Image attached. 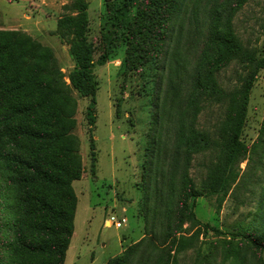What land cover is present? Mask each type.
<instances>
[{
    "label": "rangeland",
    "instance_id": "rangeland-1",
    "mask_svg": "<svg viewBox=\"0 0 264 264\" xmlns=\"http://www.w3.org/2000/svg\"><path fill=\"white\" fill-rule=\"evenodd\" d=\"M225 1L176 0V9L166 20L169 27L164 26L162 30L169 35L167 48L156 53L148 65L128 74L125 64L127 57L130 59L129 44L122 37L123 33L119 32L120 38L114 36L106 0H86L89 40L97 45L111 42L114 46L105 65L95 64L94 74L99 82L95 124L92 125L88 118L91 99L81 97L73 90L78 100L75 134L80 140L83 174L73 184L78 202L74 234L64 264H108L144 238H147L145 246L131 264H155L162 252L166 258L169 254L173 256L175 235L168 238V223L176 219L173 212L176 213L177 208L172 206L169 198H177L179 190L169 191L171 158L161 156V152L176 146L178 119L195 122L198 129L215 137L225 116L228 101L204 104V109L194 116L186 111L192 75L208 32L209 18ZM72 3L73 0H0V31L26 33L50 48L67 84H70L69 75L76 64L70 55L68 41L60 33L59 22L75 15L70 9ZM134 12L135 9L131 15ZM234 25L246 46L257 48L258 56L263 55L264 0H247L237 13ZM101 51L97 48L95 61ZM138 61L141 62L139 58ZM170 66H182L177 113L172 119L169 115L171 100L167 96ZM243 66L240 61H233L220 72L219 82L225 91L232 92L242 86L241 75L246 73ZM263 128L264 69L258 74L250 95L242 133L248 150L237 165L240 169L238 181L222 200L218 197L196 200L197 219L218 228L222 234H206L202 226L185 223L183 234L195 237L196 246L202 249V257L198 258L194 247L187 248L177 256L176 264H264V251L243 245L242 239L236 236L244 232L242 230L257 214L262 217L264 143L258 144L257 151L252 150L262 136ZM92 139L96 144V172ZM217 156V148L194 156L190 176L199 191L205 187L203 183L209 181ZM163 167L164 178L159 175ZM164 185L167 188L162 192L158 187ZM18 217L16 195L3 190L0 179V264H21L15 248L27 237ZM113 217L126 220V223L117 228L111 224ZM232 249H236L233 254Z\"/></svg>",
    "mask_w": 264,
    "mask_h": 264
},
{
    "label": "trees",
    "instance_id": "trees-1",
    "mask_svg": "<svg viewBox=\"0 0 264 264\" xmlns=\"http://www.w3.org/2000/svg\"><path fill=\"white\" fill-rule=\"evenodd\" d=\"M246 2L226 0L213 11L192 75L186 111L194 116L204 109V104L228 101L215 137L198 129L195 122H184L180 118L176 146L161 152V156L171 158L169 191L178 189L176 196H179L169 198L172 206L177 208L176 213L173 212L176 219L168 223V238L175 235L172 238L174 254L166 258L162 252L155 264H176L177 256L191 247L198 251V258L202 257V249L196 246L195 237L183 234L187 222L202 226L206 234H222L218 228L198 220L194 209L198 198L218 197L222 200L227 196L239 179L237 165L248 150L242 133L251 91L258 74L264 69V47L263 55L258 56L257 48H248L234 25L237 13ZM106 3L114 36L120 38L119 32L123 33L122 37L129 44L130 59L127 57L125 64L128 74L138 67H145L156 53L167 48L169 35L162 30L164 26L169 27L166 20L176 9V0H106ZM70 9L75 15L59 22L60 33L68 41L70 55L76 64L69 75L70 84L65 81L50 48L26 33L0 31V179L1 188L16 195L18 219L27 237L20 240V247L15 248L21 264L65 263L74 234L78 202L73 184L83 174L80 140L75 134L78 100L73 90L81 97L91 99L88 118L92 125L95 124L99 89L95 64L105 65L114 46L111 42L97 45L89 40V5L86 0H73ZM133 9L135 12L131 15ZM97 48L102 51L95 61ZM233 61L243 63L246 73L241 75L242 86L227 92L220 85L219 74ZM181 68L170 66L167 76L171 119L177 113ZM259 143H264V128L252 152L257 151ZM95 145L92 139L94 172L97 165ZM211 148L218 149V161L210 171L209 181L204 182L205 187L199 191L190 170L194 156ZM160 169L159 175L166 177L164 167ZM166 188L165 185L158 187L162 192ZM169 200L167 205L170 207ZM260 214L262 217L257 214L242 230L244 232L236 236L242 239L243 245L264 251V195ZM146 240L144 238L108 264H131L143 250ZM235 250L232 249V254Z\"/></svg>",
    "mask_w": 264,
    "mask_h": 264
},
{
    "label": "built area",
    "instance_id": "built-area-1",
    "mask_svg": "<svg viewBox=\"0 0 264 264\" xmlns=\"http://www.w3.org/2000/svg\"><path fill=\"white\" fill-rule=\"evenodd\" d=\"M125 223H126V220H118L115 217L111 219V224L117 228H121Z\"/></svg>",
    "mask_w": 264,
    "mask_h": 264
}]
</instances>
